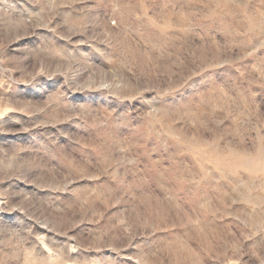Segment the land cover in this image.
Instances as JSON below:
<instances>
[{
  "label": "rangeland",
  "instance_id": "374dc122",
  "mask_svg": "<svg viewBox=\"0 0 264 264\" xmlns=\"http://www.w3.org/2000/svg\"><path fill=\"white\" fill-rule=\"evenodd\" d=\"M0 264H264V0H0Z\"/></svg>",
  "mask_w": 264,
  "mask_h": 264
}]
</instances>
